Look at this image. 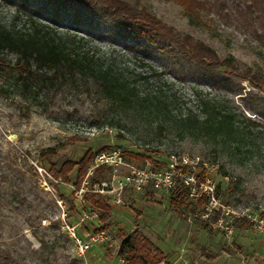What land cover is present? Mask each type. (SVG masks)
<instances>
[{"label": "rangeland", "instance_id": "rangeland-1", "mask_svg": "<svg viewBox=\"0 0 264 264\" xmlns=\"http://www.w3.org/2000/svg\"><path fill=\"white\" fill-rule=\"evenodd\" d=\"M126 1L153 14L180 39L210 48L220 63L252 68L259 81L251 84L231 68L197 63L185 49L168 42L163 52L150 43L135 47L98 18L72 26L69 14L54 18L45 0H30L29 7L0 0V25L20 34L39 25L56 37L68 36L78 55L87 54L89 64L128 86L115 92L102 74L79 72L68 64L49 71L34 62L30 66L36 80L27 87L13 77L0 83V247L20 264H120L122 233L137 232L164 255L161 264H264V237L252 228H235L230 239L211 225L203 228L190 207L170 204L172 195L127 193L120 204L109 202L105 222L80 225L81 211L90 207L75 205V171L68 183L50 175L52 164L59 168L65 161L78 162L88 151L94 156L114 147L146 155L149 160L125 159L156 169L170 154L199 157L216 169L224 204L264 217V44L204 15L205 25L188 18L171 0ZM0 58L11 68L21 64L6 51ZM145 95L168 102L155 107L152 100L141 101ZM213 100L233 118L235 126L224 133L195 118ZM47 151L54 155L41 157ZM90 177L86 173L80 187L86 182L90 188L95 183ZM66 225H76L78 234L106 226L111 240L80 260Z\"/></svg>", "mask_w": 264, "mask_h": 264}, {"label": "trees", "instance_id": "trees-1", "mask_svg": "<svg viewBox=\"0 0 264 264\" xmlns=\"http://www.w3.org/2000/svg\"><path fill=\"white\" fill-rule=\"evenodd\" d=\"M24 7L23 4L31 6L30 0H16ZM50 3L53 17L57 18L58 14H69L68 22L72 26H82L86 21L93 18L106 21L112 24L124 41H132L135 47H142V43H150L157 46L163 52L166 42L175 44L185 49L187 53L196 60L208 61L215 65L217 70L231 68L236 72V76L241 80H246L251 84L259 81L256 73L250 67L244 66L243 69H237L229 61L219 62L215 52L210 48L201 44H193L189 40H182L179 35L171 28H168L160 22L153 14L143 8H137L129 4L126 0H45ZM178 5L185 16L202 23V15L206 16L209 21L217 26L231 28L238 32L244 39H250L253 42L264 44V0H171ZM28 6V7H29ZM29 19L32 21L33 18ZM39 25L32 27L24 34H20L11 30L6 26L0 25V54L3 51L9 52L17 56L20 65L11 68L6 65L0 58V83L3 85L9 77L15 78L25 87L32 81L36 80L35 74L31 69L30 62H34L43 66L46 70H53L63 64L74 67L79 72L84 70L92 73L102 74L106 78V86H110V90L119 92L128 89L123 85L122 81L111 77L108 71L89 64L87 62V54L78 55L74 43L68 36L61 38L51 34L48 30ZM43 28V29H42ZM70 42V43H69ZM152 42V43H151ZM161 44V45H160ZM109 76V77H107ZM113 82V83H112ZM119 88V89H118ZM133 91V89H130ZM150 95H145L141 101L155 102V107L165 106L168 102L167 98L154 95L150 99ZM197 122L203 126L214 124L220 132L233 128V118L220 109L215 100L210 102L208 109L200 116L195 117ZM186 120H189L186 117ZM146 152H151L147 150ZM54 154L51 151L42 153L41 157L48 159ZM93 154L88 151L78 162L65 161L59 168L55 164L50 165V175L62 182H69V175L75 171L74 189H79L84 176L88 172L93 162ZM127 160L145 161L149 160L146 155L136 153H124ZM106 172L105 168H95L90 177V182L100 180ZM235 187L230 190V194L234 193ZM16 195V191H13ZM172 199L170 204L174 208L190 207L193 214L199 212L202 201L198 204H192L187 201V196L183 188H177L171 193ZM85 206L88 204L90 210H96L99 213L97 221L105 222L111 207L109 199L98 194H85ZM25 202V200H24ZM85 206L83 208H85ZM261 216H264L262 214ZM203 228L208 227V222H200ZM234 228L240 230H248L252 227L251 223L245 219H235ZM103 226L101 229L105 230ZM41 245H46L40 240ZM124 259L125 264H161L164 255L161 252L151 249V243L140 233L131 232L123 234L120 241V256ZM16 257L0 247V264H20Z\"/></svg>", "mask_w": 264, "mask_h": 264}, {"label": "built area", "instance_id": "built-area-1", "mask_svg": "<svg viewBox=\"0 0 264 264\" xmlns=\"http://www.w3.org/2000/svg\"><path fill=\"white\" fill-rule=\"evenodd\" d=\"M124 153L123 149L114 147L94 155L87 172L88 176L92 175L95 168H105L108 175L104 180L91 184L90 188H87V183L84 182L79 189H72L77 207L85 206L84 196L89 192L106 197L111 205H118L127 193L150 192L170 195L177 188H183L188 202L198 204L202 201L199 212L194 214L197 221L208 222L213 229L230 239L235 233L234 220L245 219L251 223L255 233L264 237V217L247 211L235 212L221 201L214 166H208L199 157L176 154L168 155L160 169L148 165L134 166L126 161ZM224 180L227 178L224 177ZM98 216L96 210H82L79 224L88 226L97 221ZM76 228V225L65 226L66 233L73 243L75 255L80 260L85 261L89 252L111 240L106 230L78 234ZM118 262L125 264L121 257Z\"/></svg>", "mask_w": 264, "mask_h": 264}]
</instances>
